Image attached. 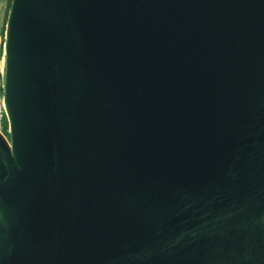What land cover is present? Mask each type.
<instances>
[{
	"label": "water",
	"instance_id": "obj_1",
	"mask_svg": "<svg viewBox=\"0 0 264 264\" xmlns=\"http://www.w3.org/2000/svg\"><path fill=\"white\" fill-rule=\"evenodd\" d=\"M0 264H264V0H11Z\"/></svg>",
	"mask_w": 264,
	"mask_h": 264
},
{
	"label": "rangeland",
	"instance_id": "obj_2",
	"mask_svg": "<svg viewBox=\"0 0 264 264\" xmlns=\"http://www.w3.org/2000/svg\"><path fill=\"white\" fill-rule=\"evenodd\" d=\"M10 2L11 0H0V70H1L0 85L3 80V71H4V56H3L4 30H5L7 14L10 7Z\"/></svg>",
	"mask_w": 264,
	"mask_h": 264
},
{
	"label": "built area",
	"instance_id": "obj_3",
	"mask_svg": "<svg viewBox=\"0 0 264 264\" xmlns=\"http://www.w3.org/2000/svg\"><path fill=\"white\" fill-rule=\"evenodd\" d=\"M0 135L8 141L6 110L2 92L0 90Z\"/></svg>",
	"mask_w": 264,
	"mask_h": 264
},
{
	"label": "crops",
	"instance_id": "obj_4",
	"mask_svg": "<svg viewBox=\"0 0 264 264\" xmlns=\"http://www.w3.org/2000/svg\"><path fill=\"white\" fill-rule=\"evenodd\" d=\"M0 73H1V70H0Z\"/></svg>",
	"mask_w": 264,
	"mask_h": 264
},
{
	"label": "trees",
	"instance_id": "obj_5",
	"mask_svg": "<svg viewBox=\"0 0 264 264\" xmlns=\"http://www.w3.org/2000/svg\"><path fill=\"white\" fill-rule=\"evenodd\" d=\"M2 34H3V32H2Z\"/></svg>",
	"mask_w": 264,
	"mask_h": 264
}]
</instances>
